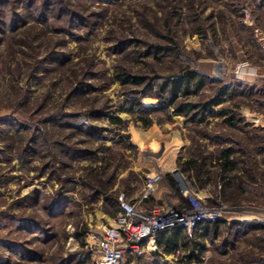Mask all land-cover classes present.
I'll list each match as a JSON object with an SVG mask.
<instances>
[{
  "label": "rangeland",
  "instance_id": "obj_1",
  "mask_svg": "<svg viewBox=\"0 0 264 264\" xmlns=\"http://www.w3.org/2000/svg\"><path fill=\"white\" fill-rule=\"evenodd\" d=\"M158 167L227 209L196 258L121 264H264V0H0V264H95Z\"/></svg>",
  "mask_w": 264,
  "mask_h": 264
},
{
  "label": "built area",
  "instance_id": "obj_2",
  "mask_svg": "<svg viewBox=\"0 0 264 264\" xmlns=\"http://www.w3.org/2000/svg\"><path fill=\"white\" fill-rule=\"evenodd\" d=\"M172 184L160 167L149 174L143 190L136 200L125 194L118 197L120 211L113 224L97 236L95 264H121L126 258L143 256L159 235L182 229L192 236L205 224H217L225 213V205L213 206L204 201L191 183L180 173L172 172ZM167 183L169 196L175 203L150 207L163 183ZM167 201V200H164Z\"/></svg>",
  "mask_w": 264,
  "mask_h": 264
},
{
  "label": "trees",
  "instance_id": "obj_3",
  "mask_svg": "<svg viewBox=\"0 0 264 264\" xmlns=\"http://www.w3.org/2000/svg\"><path fill=\"white\" fill-rule=\"evenodd\" d=\"M179 82L182 84L181 88L179 86H176L173 82L172 84V90H171V96L168 99L169 105H174V101L178 99V93L184 92V94H188L191 87L195 86L197 90L202 89L203 82L198 79L197 73L194 72H184L179 77ZM177 82L178 80L175 79ZM124 83H129V80H124ZM218 100H214L212 103L207 105H202L205 109L209 110L211 105L216 103ZM191 109L192 107H188V105H181V107L178 109V111L183 112L186 109ZM117 123H121L119 119L115 120ZM232 157V150L227 149L222 153V155L218 158V161L220 162L221 166H223L224 171H227V169L231 168L234 165V162L231 160ZM192 164H195L192 162ZM153 201V200H152ZM217 224L209 225L205 224L201 227V230L204 231L203 235L209 231L212 227L216 228ZM184 232L182 229H177L174 232H168L163 233L158 236L156 239L157 242V250L154 251V254H159L160 252H163L165 254H171L175 251H179L181 248H189L190 254L188 255L189 259L196 258L195 252L198 250L201 246L200 242L197 240H189L188 237L184 236ZM201 235V236H203Z\"/></svg>",
  "mask_w": 264,
  "mask_h": 264
},
{
  "label": "crops",
  "instance_id": "obj_4",
  "mask_svg": "<svg viewBox=\"0 0 264 264\" xmlns=\"http://www.w3.org/2000/svg\"><path fill=\"white\" fill-rule=\"evenodd\" d=\"M143 190V189H142ZM198 191V190H197ZM199 193V192H198ZM141 194V193H140ZM199 195H200V197L204 200V201H206L207 203H209V204H215V202H216V199H215V197H214V195L209 191V190H204V191H200V193H199ZM140 196V195H139ZM138 198V196L137 197H135V198H132V199H130V200H136ZM155 200H156V198H155ZM159 200H161V199H159ZM156 202H154V200L153 201H151L150 203H149V206L150 207H156V206H158V205H154ZM119 213V212H118ZM198 233H200V235H203V233H204V231L203 230H198L197 232H196V234H198ZM151 248H154V249H156L157 250V248H158V246H157V242H155V243H151L150 244V246H149V248L148 249H151Z\"/></svg>",
  "mask_w": 264,
  "mask_h": 264
}]
</instances>
